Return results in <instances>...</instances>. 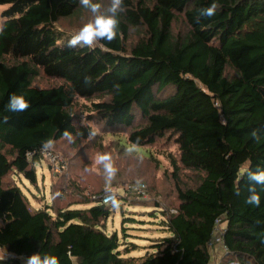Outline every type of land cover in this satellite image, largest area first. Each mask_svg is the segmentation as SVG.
Returning <instances> with one entry per match:
<instances>
[{
	"label": "trees",
	"instance_id": "trees-1",
	"mask_svg": "<svg viewBox=\"0 0 264 264\" xmlns=\"http://www.w3.org/2000/svg\"><path fill=\"white\" fill-rule=\"evenodd\" d=\"M94 2L108 14L111 0ZM0 6V252L11 256L0 264H27L35 253L58 264H210L220 217L227 254L219 264H264V185L248 179L264 170V0H123L116 37L75 48L62 25L81 29L97 15L80 0ZM40 78L49 84L37 87ZM12 95L29 107L8 111ZM107 135L129 163L134 149L159 140L175 148L163 171L174 198L139 203L170 236L142 257H129L137 246L107 233L113 206L92 200L119 185L147 188L119 183L117 154L103 150ZM48 141L66 167L35 208L14 178L37 188ZM250 187L258 206L247 203Z\"/></svg>",
	"mask_w": 264,
	"mask_h": 264
},
{
	"label": "rangeland",
	"instance_id": "rangeland-1",
	"mask_svg": "<svg viewBox=\"0 0 264 264\" xmlns=\"http://www.w3.org/2000/svg\"><path fill=\"white\" fill-rule=\"evenodd\" d=\"M81 3V0H80ZM6 8V6H0V24L4 20L1 16V12ZM87 16L83 18L84 21H86ZM90 20L87 22L89 23ZM83 22L79 23V25H82ZM92 23V22H91ZM79 25H77V21L74 22H66L62 25V30L68 31V32H74V34L78 33L80 29H78ZM78 29V30H77ZM73 34V33H72ZM49 83L44 78H40L36 80L35 85L37 87H45ZM83 103V101H81ZM82 122L86 125H90L91 123H88L82 118ZM96 129V128H95ZM96 131H98L96 129ZM112 136V135H111ZM111 136L107 135L104 138L103 145L104 149L107 152H111L112 156L116 155V162L115 167L119 170L118 179L119 183L122 184L123 178L126 177L125 183L133 182V181H146V185L148 188V200H138L135 198L126 199L125 201L119 200L118 202H115L113 206L114 213L107 221V233H117L119 239L122 241V243L129 242V243H137L138 245H145L148 242L150 243L152 239L154 238H166L168 236V233L164 232L161 227H159V224L156 225L157 222H154L153 219L149 216V213L152 211L150 208H147L141 204L140 202L147 203V202H155L158 201L161 204H166L167 199H164L163 196L168 195L169 199L172 200L174 198L173 194V187L171 185V182H168V179L165 178L166 175H163V171L168 169L167 162L165 160V155L167 153H174V147L168 145L163 140H159L155 143L153 146H145L141 149H134V154H132L134 157L137 155L138 158L131 157L132 163H129L126 160V156L121 152H116L115 149L110 146V142L114 141ZM113 137V136H112ZM121 144L124 143V135H121ZM117 139V138H115ZM124 139V140H123ZM53 149V148H52ZM51 150L52 154L56 153L58 157H61V154H58L55 150ZM64 159V158H63ZM150 159L151 163L149 161H146ZM134 160H136L137 164L139 165L136 167L134 164ZM155 161L158 162L155 167ZM111 164V163H110ZM153 169H155V173L153 178L148 174V165H151ZM50 162L48 160V157L45 156L44 159L37 165V188L31 187L25 180L20 178H14V182H17L21 189L24 191V193L28 196L30 203L35 208H40L46 201H49V188L52 185L54 179V175L49 171ZM159 167V168H158ZM140 177V178H139ZM147 179V180H146ZM116 189H113V191L116 193L117 196L124 197L125 194V188L122 185H119L118 187H115ZM112 189V188H111ZM150 191V193H149ZM157 193V194H156ZM166 193L167 195H165ZM154 195L151 197V195ZM42 201V203H41ZM86 208V207H84ZM122 228H126L122 230ZM113 231V232H112ZM146 237L150 238L151 240L146 239ZM220 244L214 243V245L210 248L211 251V257H215V254L217 252L212 251L214 246H218ZM141 253L140 251H135L130 257H136ZM224 252L222 251L221 258L218 259V256L215 257V261L213 264H219L224 255ZM218 255V254H217ZM10 258L11 256H4L3 253L0 252V258ZM25 264V263H23ZM212 264V263H211ZM235 264V263H231Z\"/></svg>",
	"mask_w": 264,
	"mask_h": 264
},
{
	"label": "clouds",
	"instance_id": "clouds-1",
	"mask_svg": "<svg viewBox=\"0 0 264 264\" xmlns=\"http://www.w3.org/2000/svg\"><path fill=\"white\" fill-rule=\"evenodd\" d=\"M122 3H123V0H111V5L108 8V14H98V13H100V9H101V5L99 3H95L94 0H81V4L85 8L89 9L92 13L97 14V15H96V18H95L93 23L84 25L79 30L78 33L74 34L67 41V46L69 48H75L78 46L91 47L98 41H112L117 35L118 20L116 17L118 15V13L121 11ZM214 10H215V5L213 4L212 7L204 10V14L211 16L214 13ZM28 107H29V103L24 98V96L12 95L11 97H9V101L7 104V110L8 111H10V112H22L25 109H27ZM65 135H70V134L65 133ZM43 147L45 149H50L53 147V142L48 141L43 145ZM108 160H109V157L106 155H102L99 157L100 163H105ZM65 167H66V165H65ZM105 169L107 170V172L109 174V178H111V176L114 173V170H113L111 164L105 163ZM50 170H51V167H50ZM51 173H52V171H51ZM57 176H54V177H57ZM248 179L251 182H253V184L264 185V170L257 171V172H251L250 171L248 173ZM105 190H113V189H105ZM249 191H250L251 195L248 197L247 203L258 206L260 204L259 195L255 192L254 188H252V187H250ZM125 197H126V195H125ZM126 199H128V198L126 197ZM170 212L175 213L174 211H170ZM220 219H221V225H222L224 220L222 217H220ZM214 229H215V221H214ZM223 229L225 231L224 227H223ZM224 234H225V232H224ZM224 234H223V236H224ZM223 236H222V243H223ZM213 238H214V236L210 240H212ZM223 247H224V244H223ZM225 254H227L226 248H225ZM27 264H58V260L55 257H49V256L41 257V255L39 253H35L28 258Z\"/></svg>",
	"mask_w": 264,
	"mask_h": 264
},
{
	"label": "built area",
	"instance_id": "built-area-1",
	"mask_svg": "<svg viewBox=\"0 0 264 264\" xmlns=\"http://www.w3.org/2000/svg\"><path fill=\"white\" fill-rule=\"evenodd\" d=\"M39 153L43 158H45V156L48 157V160L51 164V171L54 176H57L63 172V170L65 169V161L62 156L58 157L56 153L52 154L51 150L45 148L41 149ZM32 156L33 153L28 154L29 158H31ZM125 191L126 197L128 199H131L132 197L144 201L148 199L147 188L144 184L125 186ZM92 199L98 201L101 205L110 206L116 201L117 195L113 190H104L101 194L92 197ZM214 232V238L207 244L209 249L214 245V243H218L223 247L222 236L225 231L221 225L220 218L215 220Z\"/></svg>",
	"mask_w": 264,
	"mask_h": 264
},
{
	"label": "crops",
	"instance_id": "crops-1",
	"mask_svg": "<svg viewBox=\"0 0 264 264\" xmlns=\"http://www.w3.org/2000/svg\"><path fill=\"white\" fill-rule=\"evenodd\" d=\"M149 199V198H148ZM147 199V200H148ZM146 202V201H145ZM88 208V207H87ZM151 219H153V221L154 222H157L156 223V225H158V223L159 222H161V220H162V218H161V216L159 215L158 216V218L157 219H155V218H152L151 217ZM222 227H224V228H226V222L225 221H223V223H222ZM124 229H126V228H122V230H124ZM162 230H163V228H161ZM164 231V230H163ZM113 232V231H112ZM113 233H115V232H113ZM108 234H111L110 232H108ZM117 234V233H116ZM118 235V234H117ZM170 235L168 234V236L167 237H169ZM214 236V230H213V235H212V237ZM166 237V238H167ZM211 237V238H212ZM146 239H148V240H151L150 238H148V237H146ZM156 239H162V238H154V239H152L151 240V242L149 243H147V244H145V245H138L137 243H133V244H135L136 246H137V250H135V251H140L141 253H139V255L138 256H136V257H142V256H144V255H147V254H150V253H153L154 251L153 250H150V247L153 245L152 244V241L153 240H156ZM164 239V238H163ZM121 241V240H120ZM122 242V241H121ZM126 243V242H125ZM127 243H129V242H127ZM208 244V243H207ZM207 249H208V251H209V253H210V257H211V251H210V249L208 248V246H207ZM135 251H133V252H135ZM212 251L214 252V254H215V252H217V254H215V257L216 256H218V259H220L221 258V255H222V251L224 252L223 254H225V250H224V248L221 246V245H218V246H214L213 247V249H212ZM133 252H131L130 254H129V257L133 254ZM215 257H211V263L213 264L214 263V261H215ZM210 263V264H211Z\"/></svg>",
	"mask_w": 264,
	"mask_h": 264
}]
</instances>
